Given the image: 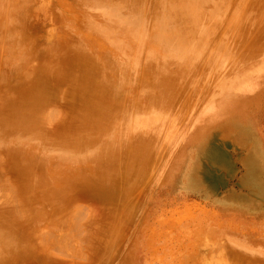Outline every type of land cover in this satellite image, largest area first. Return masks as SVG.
Segmentation results:
<instances>
[{"label":"rangeland","instance_id":"obj_1","mask_svg":"<svg viewBox=\"0 0 264 264\" xmlns=\"http://www.w3.org/2000/svg\"><path fill=\"white\" fill-rule=\"evenodd\" d=\"M3 92L36 95L7 147L48 162L57 207L0 153V231L21 239L0 264H264V0H0ZM87 135L116 148L84 176L87 150L55 145Z\"/></svg>","mask_w":264,"mask_h":264},{"label":"bare ground","instance_id":"obj_2","mask_svg":"<svg viewBox=\"0 0 264 264\" xmlns=\"http://www.w3.org/2000/svg\"><path fill=\"white\" fill-rule=\"evenodd\" d=\"M105 1H108L110 3V5H114L115 3L118 2V4H127L129 3V0H105ZM140 1V0H139ZM173 2V0H170ZM112 10H115V7L112 6ZM134 20V19H133ZM34 42V40H33ZM110 48V47H109ZM112 49V48H111ZM116 49V48H115ZM114 49V51H115ZM30 52V51H29ZM116 52V51H115ZM45 53V52H43ZM46 59V58H45ZM132 59V58H131ZM36 61V60H35ZM46 61V60H45ZM44 61V62H45ZM32 62V61H31ZM35 63V62H34ZM30 64V63H29ZM28 64L27 67H30ZM36 64V63H35ZM52 64V63H51ZM58 65V64H57ZM27 67H25L27 69ZM37 67L38 68H41V65L40 64H37ZM56 67V66H55ZM52 69V68H51ZM50 69V70H51ZM23 70V69H22ZM25 70V69H24ZM31 71V70H30ZM23 72V71H22ZM52 72V70H51ZM26 73V71L24 72ZM28 73V71H27ZM32 73H30L31 75ZM32 76V75H31ZM29 78H31L29 76ZM13 84V83H12ZM11 85V84H10ZM96 87L98 88H101V85H95ZM89 88H91V86L89 85L88 86ZM163 87L164 89V84H161L159 89H161ZM92 89V88H91ZM107 89V86L105 88V90ZM37 92V91H35ZM66 93V91H62V93ZM34 93V92H32ZM62 93L60 95H62ZM68 93V92H67ZM36 94V93H35ZM72 95V94H70ZM13 97V95H12ZM36 97V95H31L28 94L26 97L22 98L18 103H14L12 104V107H8L9 105V101L6 100V98L4 97V92L0 94V153L6 157V154H8L10 157H17L18 160H20L21 164H16L14 163L13 164V168L14 170H18L19 173H20V176H19V181L21 184L24 185V189H20V192L18 195L20 196H24L26 198H35L36 196H38V191L39 190H44L45 189V193H44V200L45 201H48L50 204H51V210L53 208H56L57 205L55 204V201H56V194L55 192H53L51 189L48 188V185H47V180L49 177H54L56 179V175L54 174H47L44 173L42 171V167L43 168H46L47 166V161H44L42 160L41 158H38L37 156L34 155L33 152H21V151H17V150H10L8 149L7 147V142L10 140V138H12L13 136H16V135H22V134H28V133H34L36 130H37V126L40 124V122L43 120V117L42 118H38L39 115H41L40 113V106L39 105H36L34 103V98ZM64 97V95L61 96V98ZM60 98V100H61ZM68 97L65 98V100L67 99ZM64 99V98H62ZM70 99H72V97H70ZM68 99V100H70ZM108 100H110V97H108ZM63 101V100H62ZM67 101V100H66ZM73 101V100H72ZM77 103H79V101H77ZM59 104V103H58ZM69 104V103H68ZM57 105V104H56ZM60 105V104H59ZM61 106H64L62 107L63 109L65 108V105H61ZM53 107V106H52ZM51 107V108H52ZM55 107V106H54ZM50 108V107H49ZM48 108V109H49ZM56 111V109L52 108V112L53 111ZM51 111V110H50ZM49 111V113H50ZM55 111L53 113H55ZM51 112V115L53 116ZM57 112V111H56ZM64 112V111H63ZM70 112V111H68ZM49 113L47 115H49ZM65 114V113H64ZM50 115V116H51ZM63 115V114H62ZM65 116H67L65 114ZM48 117V116H47ZM46 117V118H47ZM62 117V116H61ZM65 118V117H63ZM68 118V117H67ZM83 118H85V115H83ZM52 119V118H51ZM50 119V120H51ZM63 121H65L63 119ZM45 123V122H44ZM63 123V122H62ZM48 124V123H47ZM49 126V125H47ZM53 126V125H52ZM51 126V127H52ZM50 127V126H49ZM102 127V124H96L94 123L92 128H100ZM224 129H226V127H221V129H217L216 132H213V134L211 135V137L209 138V140L205 143H207V146H210L212 145L213 146V142L216 141V145L217 147H220L221 145V142L219 141L217 137V134L220 132V131H224ZM38 135V134H37ZM17 140V139H16ZM225 140V139H224ZM226 141V140H225ZM92 142V138L90 135H87L86 137L82 136V138H77V139H72L71 141L69 142H65V143H59L56 146V153H57V157H58V161L60 160L59 157L61 158H64V157H71V158H76L71 152H74L75 150L72 149V147H75L76 145L77 146H83L87 151L83 153V156L82 158H88L90 159L89 161V164H86V168H84L82 171V175L84 176H89L90 173H94V170L95 171H100L101 169H103L104 167V161H103V154L100 153L99 151H103V147L105 149H108V150H112V149H115L116 146H114L113 144L111 143H108L107 145H104V143L100 144V145H97V144H93V145H90ZM205 145V144H204ZM44 146H49V144H46V143H43V147ZM42 147V148H43ZM89 149V150H88ZM206 149V148H205ZM69 152V153H68ZM64 153H67V154H64ZM63 154V155H61ZM60 155V156H59ZM56 156V155H54ZM54 158V157H53ZM56 159H54L53 161H55ZM110 167H113L112 165ZM2 172L4 171V169H2ZM93 170V171H92ZM89 172V173H88ZM62 175V174H61ZM66 180H63L62 181H65V186H64V192L60 191L58 194H64L63 195V200H64V206H68V202H70L72 199H73V196H71V194L69 193L68 189L66 188V186H68L69 184L72 185L71 182H69L71 179L70 177L66 176L65 177ZM3 181V180H2ZM57 181H60V178L57 180ZM34 182V183H32ZM13 183V182H11ZM1 185H4V182L3 184ZM0 185V186H1ZM15 185V184H14ZM5 186V185H4ZM11 186V184H10ZM2 187V186H1ZM122 187V186H121ZM5 188V187H4ZM1 189V188H0ZM6 189V188H5ZM8 189V188H7ZM6 189V190H7ZM10 189V188H9ZM12 189V188H11ZM16 189V188H15ZM4 190V189H3ZM5 190V191H6ZM17 190V189H16ZM1 192H3L1 190ZM118 192V191H117ZM4 194V192L2 193V195ZM69 196H67V195ZM12 195V194H10ZM14 195V194H13ZM4 197V196H3ZM12 197V196H11ZM8 199V198H7ZM5 200V199H4ZM2 200L3 202L6 203V201ZM12 200H15L12 198ZM2 202V205H7L9 204V202H7L6 204ZM15 202V201H14ZM17 203V202H16ZM0 204V206H2ZM56 205V206H55ZM13 206V205H12ZM4 207V206H3ZM62 207V206H61ZM76 207V206H75ZM1 209V208H0ZM14 209V208H13ZM70 209V208H69ZM81 209V208H80ZM2 210V209H1ZM14 211V210H13ZM71 213V211H69ZM13 213V212H12ZM15 213V212H14ZM68 215V214H67ZM72 215V214H71ZM86 215V214H85ZM15 216V214H14ZM79 216V215H78ZM6 217V216H4ZM72 217V216H71ZM16 219V218H15ZM29 219V218H28ZM70 219V218H69ZM65 220V219H64ZM67 220V219H66ZM72 221V220H71ZM4 222H7V217L5 218ZM61 222V220H60ZM75 222V221H74ZM80 223V222H79ZM78 223V224H79ZM83 223V222H82ZM61 224V223H60ZM1 225V224H0ZM66 225V224H65ZM64 226V225H63ZM67 227V226H66ZM38 228V227H37ZM42 228V227H41ZM63 228V227H62ZM34 229V228H33ZM43 229V228H42ZM69 229V228H68ZM40 230V228H39ZM38 230V232H39ZM64 230V229H63ZM67 230V228L65 229ZM33 231V230H32ZM34 232V231H33ZM32 232V233H33ZM36 230H35V233H38ZM65 232V231H64ZM62 232V233H64ZM4 230L0 231V250L3 251L4 253V256H6L8 254V252H6V248L7 246H9V244H20L21 242V239L20 237L18 236L16 238L15 235H12V237L9 239L8 238V235L7 233H5ZM38 235V234H37ZM68 235V234H67ZM66 236V235H65ZM63 236V237H65ZM38 237H40L38 235ZM38 237H36L38 239ZM32 238V237H30ZM34 238L36 241L37 239ZM62 238V237H61ZM33 240V241H35ZM35 241V242H36ZM34 242V243H35ZM33 243V244H34ZM40 242L37 241V244H39ZM35 246V245H34ZM40 246V245H39ZM10 247V246H9ZM37 248H40L41 247H38L37 245ZM55 249V248H54ZM62 249V248H61ZM58 251V250H57ZM52 252V251H51ZM50 252V253H51ZM55 253H53L51 256H54ZM58 257V256H55V258ZM57 259V258H56ZM58 260V259H57Z\"/></svg>","mask_w":264,"mask_h":264}]
</instances>
